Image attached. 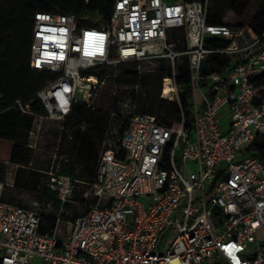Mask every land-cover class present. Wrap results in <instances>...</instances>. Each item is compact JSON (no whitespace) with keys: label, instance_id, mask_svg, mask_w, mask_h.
<instances>
[{"label":"built area","instance_id":"built-area-1","mask_svg":"<svg viewBox=\"0 0 264 264\" xmlns=\"http://www.w3.org/2000/svg\"><path fill=\"white\" fill-rule=\"evenodd\" d=\"M208 3L113 0L102 23L34 13L29 64L54 78L36 94L44 114L16 102L32 115L29 146L46 121L64 120L76 104L91 107L104 82L89 72L98 65L166 57L171 74L160 96L179 101L175 60L187 56L194 120L190 130L184 120L165 126L120 102L125 113L115 115L128 124L107 129L92 182L46 172L56 198L47 230L40 210L4 200L10 182L0 179V264H264V161L250 149L264 142V96L253 81L264 74V40L245 25L208 23ZM176 31L180 50L170 41ZM207 37L228 42L210 48ZM211 53L227 65L203 75Z\"/></svg>","mask_w":264,"mask_h":264},{"label":"trees","instance_id":"trees-1","mask_svg":"<svg viewBox=\"0 0 264 264\" xmlns=\"http://www.w3.org/2000/svg\"><path fill=\"white\" fill-rule=\"evenodd\" d=\"M251 0H227L229 9L236 16L242 15ZM113 0H0V176L4 173L6 162L17 164L14 173L13 186L26 191H35L40 184V171L28 167L33 159V148L27 144L32 115L22 112L16 105L17 101L29 104L30 110L36 114H44L45 109L37 98V92L45 86L54 74L36 70L30 67V43L32 38L33 16L37 11L70 13L83 16L84 23L87 15H99L102 20L109 18ZM208 23L220 24L221 15L208 13ZM229 24V23H227ZM232 26L245 25L254 36H261L264 40V0H261L257 10L245 24H229ZM227 40L221 37H207L206 47H222ZM184 46V45H183ZM183 47H181L182 49ZM227 60L217 54H209L207 60L201 64L204 75L210 70H222ZM107 65H98L89 69L90 73L98 76L105 74ZM171 74V68L164 66L149 72L138 70L125 71L119 74L117 85L140 86L139 96L132 95L137 102V111L154 115L156 120L165 126H178L184 120V126L190 130L193 127V90L187 67V56L184 62L176 65L175 81L180 85L179 101L160 97V87L163 77ZM256 90L264 96V74L253 79ZM150 83H156L154 92L150 90ZM111 116L107 112L74 106V112L64 118L63 128L68 134L61 135V142H67L71 147L67 158L59 169L60 172L72 178L85 182H92L96 173L98 153L106 131L109 128ZM120 132L128 121L124 120ZM64 130V131H65ZM250 149L258 158L264 161V142H256ZM2 179V178H1ZM47 201L56 203L54 193L45 184L40 192ZM81 191L76 195L80 198ZM42 230L54 227V215L42 212Z\"/></svg>","mask_w":264,"mask_h":264},{"label":"rangeland","instance_id":"rangeland-1","mask_svg":"<svg viewBox=\"0 0 264 264\" xmlns=\"http://www.w3.org/2000/svg\"><path fill=\"white\" fill-rule=\"evenodd\" d=\"M261 0H251L246 10L240 16H236L234 12L229 9L227 0H209L208 13L221 15L222 22L229 24H245L248 22L252 14L257 10ZM87 19L90 22L102 23L103 20L99 15H87ZM170 41L173 45L180 50L183 47V34L182 31H176L172 34ZM184 62V56L181 55L175 60V64H181ZM164 66V68L171 67V63L166 57H156L151 61L144 62H125L119 64H108L104 76V82L100 84L93 92L90 100V106L92 108L107 112L111 116L109 127L113 128L116 132H120L122 123L125 120L122 117H118L115 114H124L125 107L120 102H133L135 104V111H137V102L132 98V95L139 96L140 86L138 85H117L115 83L116 77L125 71L138 70L139 72H149ZM167 76V75H166ZM163 82V80H162ZM162 82L160 92L162 89ZM150 90L154 92L157 88L156 83H150ZM179 92V91H178ZM160 96V95H159ZM161 97V96H160ZM139 112V111H137ZM64 120L51 119L44 123L42 126L36 143L33 148V159L29 163L30 168L41 172L40 184L35 191H26L13 186H6L4 191V200L9 202L18 203L25 207H33L46 214L53 215L55 212V203L50 201L47 204V200L40 194L43 184L47 178L48 171H57L60 169L61 164L69 158V152L71 147L67 142H61L60 138L63 133L68 134L69 130L63 128ZM65 130V131H64ZM7 162L5 164L6 168ZM5 174L0 176L3 178ZM75 213H82L86 211V208L73 206ZM264 233V232H262ZM30 264H44L40 258L35 257L30 261Z\"/></svg>","mask_w":264,"mask_h":264},{"label":"crops","instance_id":"crops-1","mask_svg":"<svg viewBox=\"0 0 264 264\" xmlns=\"http://www.w3.org/2000/svg\"><path fill=\"white\" fill-rule=\"evenodd\" d=\"M16 168H17V164L7 162L5 168V174L3 177H5L10 182V186L13 184L14 173Z\"/></svg>","mask_w":264,"mask_h":264},{"label":"bare ground","instance_id":"bare-ground-1","mask_svg":"<svg viewBox=\"0 0 264 264\" xmlns=\"http://www.w3.org/2000/svg\"><path fill=\"white\" fill-rule=\"evenodd\" d=\"M167 84H168V83H165V88H167Z\"/></svg>","mask_w":264,"mask_h":264}]
</instances>
